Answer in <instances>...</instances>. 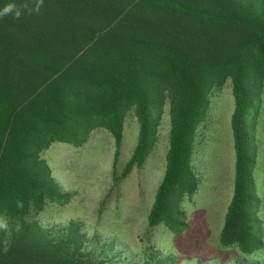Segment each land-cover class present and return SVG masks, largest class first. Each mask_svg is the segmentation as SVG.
<instances>
[{
    "label": "trees",
    "instance_id": "trees-1",
    "mask_svg": "<svg viewBox=\"0 0 264 264\" xmlns=\"http://www.w3.org/2000/svg\"><path fill=\"white\" fill-rule=\"evenodd\" d=\"M228 79L235 170L220 244L240 264H264L244 125L264 89V0H0V264H104L85 250L76 222L54 235L36 219L71 196L41 153L53 142L80 147L106 129L115 166L133 111L138 142L120 177L113 171L115 183L143 164L166 101V170L147 222L148 230L163 224L180 234L181 204L197 185L196 129L209 96Z\"/></svg>",
    "mask_w": 264,
    "mask_h": 264
},
{
    "label": "rangeland",
    "instance_id": "rangeland-1",
    "mask_svg": "<svg viewBox=\"0 0 264 264\" xmlns=\"http://www.w3.org/2000/svg\"><path fill=\"white\" fill-rule=\"evenodd\" d=\"M209 105L195 134L190 166L196 178L194 193L181 204L180 234L163 224L148 230V214L166 170L169 148V106L166 101L156 126V141L139 167L123 173L138 142L139 122L130 111L123 122L117 163L115 141L106 129L94 130L80 146L53 142L41 156L62 193L71 194L62 205L50 204L36 216L54 235L70 222L85 234V250L104 264H240L220 244L227 208L234 190L235 150L231 116L235 107L231 81L209 96ZM151 124L156 114L150 116ZM248 158L253 185L250 201L259 205L264 226V89L257 111L250 106L245 116ZM114 250L107 251L105 245Z\"/></svg>",
    "mask_w": 264,
    "mask_h": 264
},
{
    "label": "clouds",
    "instance_id": "clouds-1",
    "mask_svg": "<svg viewBox=\"0 0 264 264\" xmlns=\"http://www.w3.org/2000/svg\"><path fill=\"white\" fill-rule=\"evenodd\" d=\"M10 10H11L10 8H6V9L4 10V12L7 13V12L10 11ZM15 14L18 16L20 13L17 11Z\"/></svg>",
    "mask_w": 264,
    "mask_h": 264
}]
</instances>
